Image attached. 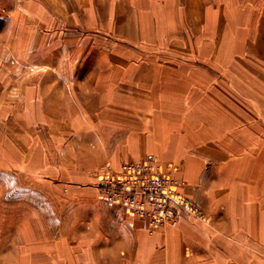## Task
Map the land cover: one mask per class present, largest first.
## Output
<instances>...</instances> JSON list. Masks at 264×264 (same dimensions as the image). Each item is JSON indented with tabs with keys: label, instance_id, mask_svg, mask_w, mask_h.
Instances as JSON below:
<instances>
[{
	"label": "crops",
	"instance_id": "obj_1",
	"mask_svg": "<svg viewBox=\"0 0 264 264\" xmlns=\"http://www.w3.org/2000/svg\"><path fill=\"white\" fill-rule=\"evenodd\" d=\"M259 47L264 0H0V264H264V109L243 124L209 82ZM148 154L207 220L152 232L103 200Z\"/></svg>",
	"mask_w": 264,
	"mask_h": 264
},
{
	"label": "built area",
	"instance_id": "obj_2",
	"mask_svg": "<svg viewBox=\"0 0 264 264\" xmlns=\"http://www.w3.org/2000/svg\"><path fill=\"white\" fill-rule=\"evenodd\" d=\"M176 164L166 166L156 155L138 162H125L110 168L98 187L103 200L120 212L145 218L150 231L178 221L180 213L207 220L200 204L183 195L185 182L175 176Z\"/></svg>",
	"mask_w": 264,
	"mask_h": 264
},
{
	"label": "rangeland",
	"instance_id": "obj_3",
	"mask_svg": "<svg viewBox=\"0 0 264 264\" xmlns=\"http://www.w3.org/2000/svg\"><path fill=\"white\" fill-rule=\"evenodd\" d=\"M243 3L244 1L241 2L240 4H236V3L233 4V2L232 3L230 2L228 5L231 6V8L233 5L235 7L237 6L238 8L240 5L242 6ZM225 16H226L225 25H226V31H227L225 38L226 40L232 39V44L236 46V44L238 43V39H240V36H236V29L238 26V22L236 21V9L234 10L230 9L229 13L227 14L226 12ZM240 32L241 30H239V35H242V33ZM236 38H237V43H236ZM240 48L241 47H239V49ZM234 53H231V54H234L233 57L232 55L227 56L226 63H230V66H235V67H232V68L225 67L224 71H222L221 68L211 67L210 73H209L210 74L209 82H210V86L212 87L211 90L215 91L216 93L218 92V90L221 91L222 92L221 95L224 98V102L226 101V103H228L230 106L231 104H233V107L237 106L242 109V112H241L242 115L239 116L241 117L239 119L243 120L242 123L253 125V124H256L262 121L260 119V117L262 116L260 113H261V108L263 107L264 109V98L262 99V97L260 96H259L260 98H256L255 96V102L253 101L252 95L249 93L247 89V85H246V82L244 81V77L245 75H253L252 73L254 72L258 73L259 77L263 81V84L260 83L261 85H258V87H257V84H255L254 86L257 89L260 88L261 86L259 91H261L262 95L264 94V73L259 72L257 69L254 68V66L259 68L258 62H263L264 64V50L259 47L258 49H254L252 53L247 52L246 54L247 56L245 57H242V55H239L236 57V52ZM173 54L174 53L172 51L167 52V54L165 55V58L172 59L174 58ZM243 59H244L245 66L239 65V67H237L238 65L236 64V62L238 63L239 60H243ZM235 78H236V82H235ZM233 87H236V90ZM260 124L261 125L263 124L264 126V122ZM176 165L178 166V170H179L180 166L178 164ZM201 208L204 210L202 206ZM203 212L205 213L207 217L208 214L206 210H204Z\"/></svg>",
	"mask_w": 264,
	"mask_h": 264
}]
</instances>
